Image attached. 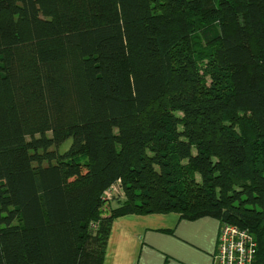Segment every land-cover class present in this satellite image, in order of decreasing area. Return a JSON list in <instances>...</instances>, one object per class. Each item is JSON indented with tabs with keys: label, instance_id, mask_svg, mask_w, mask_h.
Segmentation results:
<instances>
[{
	"label": "trees",
	"instance_id": "obj_1",
	"mask_svg": "<svg viewBox=\"0 0 264 264\" xmlns=\"http://www.w3.org/2000/svg\"><path fill=\"white\" fill-rule=\"evenodd\" d=\"M166 214L264 264V0H0V264H103Z\"/></svg>",
	"mask_w": 264,
	"mask_h": 264
},
{
	"label": "crops",
	"instance_id": "obj_2",
	"mask_svg": "<svg viewBox=\"0 0 264 264\" xmlns=\"http://www.w3.org/2000/svg\"><path fill=\"white\" fill-rule=\"evenodd\" d=\"M219 226L177 214L124 216L112 223L103 264H212Z\"/></svg>",
	"mask_w": 264,
	"mask_h": 264
},
{
	"label": "built area",
	"instance_id": "obj_3",
	"mask_svg": "<svg viewBox=\"0 0 264 264\" xmlns=\"http://www.w3.org/2000/svg\"><path fill=\"white\" fill-rule=\"evenodd\" d=\"M121 196L120 183L105 192V199ZM257 245L253 236L243 229L232 225H220L216 251L212 264H252L256 256Z\"/></svg>",
	"mask_w": 264,
	"mask_h": 264
},
{
	"label": "rangeland",
	"instance_id": "obj_4",
	"mask_svg": "<svg viewBox=\"0 0 264 264\" xmlns=\"http://www.w3.org/2000/svg\"><path fill=\"white\" fill-rule=\"evenodd\" d=\"M197 45H199V41H197ZM206 80L208 81V79H207V77H206ZM49 135V134H48ZM70 145V141H67L65 144H64V146L59 150V152L61 151V152H64L67 148H68V146ZM112 199H113V197H111V199H105V202H106V204L103 206V211L104 210H106V211H109V206H111L112 204H117V202L119 201V200H122V199H117V200H115L114 202L112 201ZM112 201V202H111ZM103 216H107V214L106 213H104L103 214Z\"/></svg>",
	"mask_w": 264,
	"mask_h": 264
}]
</instances>
